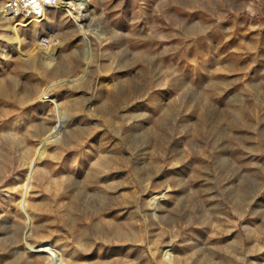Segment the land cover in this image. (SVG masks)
Returning a JSON list of instances; mask_svg holds the SVG:
<instances>
[{
  "label": "rangeland",
  "instance_id": "374dc122",
  "mask_svg": "<svg viewBox=\"0 0 264 264\" xmlns=\"http://www.w3.org/2000/svg\"><path fill=\"white\" fill-rule=\"evenodd\" d=\"M14 1L0 264H264V0Z\"/></svg>",
  "mask_w": 264,
  "mask_h": 264
},
{
  "label": "built area",
  "instance_id": "2783aa9c",
  "mask_svg": "<svg viewBox=\"0 0 264 264\" xmlns=\"http://www.w3.org/2000/svg\"><path fill=\"white\" fill-rule=\"evenodd\" d=\"M11 2H9L10 4ZM15 17H36L41 18L46 13V6L42 0H18L12 2L11 6Z\"/></svg>",
  "mask_w": 264,
  "mask_h": 264
},
{
  "label": "bare ground",
  "instance_id": "6f19581e",
  "mask_svg": "<svg viewBox=\"0 0 264 264\" xmlns=\"http://www.w3.org/2000/svg\"><path fill=\"white\" fill-rule=\"evenodd\" d=\"M18 1V0H17ZM44 1V5L46 6V11H50V10H55V9H62L64 8V4L62 3V0H42ZM2 12L5 14L6 13V9L3 8ZM70 13V12H69ZM71 16L74 17V21L75 24L78 27H81V30L84 28L82 27V23L81 21H84L83 19L85 18L82 14L80 15H75V13H71ZM88 17V16H87ZM86 20V19H85ZM41 43V42H40ZM48 44V43H47ZM51 44V43H50ZM41 45V44H40ZM49 45V44H48ZM47 45V46H48ZM51 50V49H50ZM52 51V50H51ZM47 55V54H46ZM54 54L50 53V55L48 56L47 60L45 61V67L48 69L49 67H51L54 63L53 62V57ZM46 59V58H45ZM44 59V60H45ZM44 66V65H43ZM44 94V93H43ZM43 94L39 95V98L42 99L43 98Z\"/></svg>",
  "mask_w": 264,
  "mask_h": 264
}]
</instances>
